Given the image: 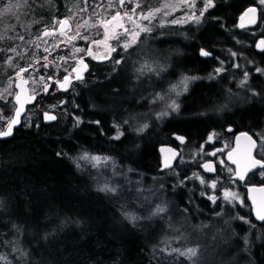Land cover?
<instances>
[{
  "label": "trees",
  "instance_id": "1",
  "mask_svg": "<svg viewBox=\"0 0 264 264\" xmlns=\"http://www.w3.org/2000/svg\"><path fill=\"white\" fill-rule=\"evenodd\" d=\"M15 2L29 18L13 22L11 29L3 24L10 26L8 16L15 13L2 14L0 89L31 64L45 80L61 79L68 66L37 49L42 47L38 31L69 16L76 0H0V10ZM214 2L198 25L155 24L130 49L119 47L107 60L88 59L85 78L63 90L51 85L28 107L12 137L0 140V264H208L189 229L177 226L192 213L195 224H206L213 218L203 213L214 217L229 204L219 199L212 206L204 191L200 195L197 188L178 185L201 168L175 164L162 171L158 149L162 144L178 147L182 137L197 149L213 131L231 146L237 132L257 136L264 130V71H257L264 69V51L256 50L264 37L259 24L264 16L254 28L237 25L239 15L259 0ZM202 49L213 56L203 58ZM185 77L196 79L182 83ZM241 86L251 92L246 89L248 97L231 104L225 94ZM167 88L174 93L168 96ZM157 100H176L179 107L167 112L169 105L161 102L149 112ZM144 105L147 110L139 108ZM44 110L54 112L57 120L45 122ZM83 153L112 158L115 192L100 190L111 170L81 163ZM176 169L180 179H169L166 174ZM262 173L252 174L250 183L264 184ZM126 176L130 185L136 180L144 187L153 177L166 176V186L187 191L180 215L169 213V202L163 203L164 212L151 214L152 198L126 195L135 192L124 183ZM173 191H168L170 199ZM232 210L235 233L224 263L264 264V222L255 220L247 199L241 209ZM191 246L198 252L190 260L180 253Z\"/></svg>",
  "mask_w": 264,
  "mask_h": 264
},
{
  "label": "rangeland",
  "instance_id": "2",
  "mask_svg": "<svg viewBox=\"0 0 264 264\" xmlns=\"http://www.w3.org/2000/svg\"><path fill=\"white\" fill-rule=\"evenodd\" d=\"M77 1L78 0H76L74 5H71V7L68 8V12L70 13L69 16L55 21L52 26L43 27L38 31L37 37L38 40H40L39 42H41L40 45H42V47L38 46L37 49L43 48L45 52H49L50 57L59 60V64L63 65L65 63L66 66H68L67 73L58 80L55 77L45 80L43 73H40L41 71L37 69L35 64H31L28 66L29 68L22 66L20 70L15 73L14 81L10 84H5V87L0 89V131L5 129L7 122L14 115L17 105H15L13 98L19 90L17 83L21 78L25 77L28 79L29 83L27 84L29 94L31 96H36L38 99L40 98L39 96H41V93L48 91L54 83L57 89L60 84L63 86L66 76L73 78L71 83L75 81L76 79H74L73 70L82 67L84 62L88 63V59L107 60L116 53V50L119 47L123 48L124 51L130 49L137 43L139 36L149 32L155 24H172L180 26L198 25L203 19L204 12L210 8L208 7L205 10L207 0H124L122 4L120 0H79V4ZM8 12L15 13V15L8 16ZM26 13L27 12L24 11L23 6L20 3H10L4 8V11L0 10V20H2L1 18L3 15L8 16L11 20V25L6 26V24H3V27L12 29L14 27L13 22L16 23L18 20L24 21L29 18L26 16ZM149 13H151L150 17ZM23 14L25 15L22 16ZM113 17H116V19H113ZM63 20L69 22V28L64 33L56 34L53 37L48 36L43 39L40 38L41 33L46 29H54L55 31H58V27ZM259 24H261L260 28L262 29V32H264V23ZM144 29H147V31ZM133 36H135L134 42ZM260 40L264 41V38H261ZM30 45L35 44L31 43ZM36 46L37 45H35V47ZM21 69L26 70L21 71ZM85 77L86 72L84 73V78ZM242 82L244 83V80H240L239 78L237 84L239 83V85H241L243 84ZM249 88V86H241L238 90L228 92L225 94L226 100H230L231 104L236 100H245L249 95L246 89L251 92ZM173 93L167 88L166 94L168 96ZM260 93H262V97L264 98V83L262 86V92ZM11 101L13 103L12 105H10ZM173 101H154L152 107L149 108L148 111L153 112L161 102L170 106ZM169 106L166 107L168 108L167 112L170 110L172 111V108ZM231 106L232 105L229 104L226 108H230ZM139 108L146 109L145 105ZM8 112H10V114H8ZM45 112L52 113L50 110H44L42 115ZM260 133L261 134L255 136L258 142L256 156L259 158L262 153L258 151L260 146V140L258 137L264 136V130ZM174 136L178 138V135ZM214 136L216 135L212 132L208 139ZM215 140L220 139L215 137ZM180 142L181 143L178 144V147L181 150V156L175 163L177 166L183 167V165L192 163L197 164L198 167H200L203 162L208 160V154L211 149V147H208L207 149L206 144L208 140L201 144L197 149L187 146L185 140ZM220 145L224 146L225 150L231 148L230 145L227 146L222 142H220ZM93 157H100V160H94L92 159ZM216 160L221 162L219 170L216 169L213 173H207L202 168L201 170L196 169L193 173L184 176L178 185H181V187H186L188 185V188L191 190L197 188L200 191V195H203L201 192L204 191L206 195H208L212 206L220 199L227 202L229 208H227L225 212H221L214 217L213 215L209 216L208 214L203 213L204 218H213L212 221L206 224L203 221H199L195 224L192 216L194 213H192V215H185L186 218L183 220L181 219V226L177 227H187V229H189V234L200 243L199 250L201 257L208 264H228L224 263L227 259V256H224L228 254V249L232 246V240L234 239L235 233V225L233 222L234 220H232L231 212L232 214L235 213H233L232 207L242 208L246 200V192H244V189L242 190L241 186L231 178L234 174V168L231 167L229 169L227 167L228 163L223 159L221 154L216 157ZM79 161L83 164H90L98 168L103 166L108 167V170L111 171H108L107 177L103 178V181L107 180V182L103 183V186L107 184L110 187L115 188L113 187L114 185L112 182V177L115 176L111 172L115 171L116 165L112 164L111 157L97 153H83L82 156L79 157ZM179 170L180 169L173 170L166 175H169L167 176L169 179H180ZM126 174H128V171H126ZM223 175L229 176L230 179L226 181L227 179L225 180V178H222ZM165 177H153L152 180H150L149 185L144 187L142 182L136 180L132 181V184L130 185L131 181L129 180V177L126 176L124 183L128 186L130 185L132 189H135V192L132 194L126 192V195L138 200L144 199L145 197L150 201V198H152L153 202L156 204L154 203V208L152 209L151 214L155 211L157 204L162 207L164 206L163 203L169 202L171 203L169 205V213L172 214L174 211V214L179 216L181 208L180 204L184 201L187 191L183 193L179 190L176 191L175 188L173 189L172 187L170 188V186H166V181H164ZM213 184H215V187H212ZM169 190L176 191H173L174 195L171 196V199L173 198L172 201L168 196ZM151 214H149V216ZM173 218L175 219V217ZM171 227L173 228V231H177L173 225Z\"/></svg>",
  "mask_w": 264,
  "mask_h": 264
},
{
  "label": "water",
  "instance_id": "3",
  "mask_svg": "<svg viewBox=\"0 0 264 264\" xmlns=\"http://www.w3.org/2000/svg\"><path fill=\"white\" fill-rule=\"evenodd\" d=\"M249 9H255L254 12H250ZM257 8L255 6H251L248 9L245 10V12L239 17L237 21V25L239 28H245L246 27H253L257 23ZM243 17V19H242ZM65 23H61L58 27V31H55L54 29H46L44 30L40 38L43 39L45 37H53L56 34H61L64 33L68 28H69V22L67 20H63ZM45 33H48L47 35ZM205 52H208L205 49H202ZM202 50H201V55H202ZM209 53V52H208ZM212 54L209 53V55L206 56H211ZM205 56V55H202ZM88 63H84L82 67L73 70L75 74V78L77 80H81L83 78L84 73L88 70ZM72 78L69 76L67 77V80L64 81V87H67L69 83L71 82ZM29 81L27 78L23 77L21 78L17 85H18V92L15 94L13 101L15 105H17L14 115L17 109L20 111L19 117L17 119L19 120V123L15 124L12 127L11 134L8 136H0V140H5L9 139L12 137L14 134L15 130L20 127L23 117L27 113L28 106L32 105L35 103V97L30 96L29 90H28V84ZM12 116V118L14 117ZM43 119L45 122H54L57 120V116L54 113H49L45 112L43 113ZM52 116L55 117V119H47V117ZM7 130V125L3 131ZM246 134V135H245ZM234 140H233V145L230 149H228L225 154V161L230 164L232 167H234V174L231 176L233 180L236 182L245 185L246 189V196H247V201L251 205L252 213L254 217L259 222H264V220L259 219V215H264V185L260 184H246L248 177L252 175L253 173L263 169L259 166L257 167H252V162L254 160H260L256 156L257 148H258V143L257 140L254 138L253 135H250L249 132L247 131H240L234 135ZM183 138V137H182ZM251 138V139H249ZM182 141L184 140L181 139ZM252 141L256 142V145L253 146ZM159 153L161 155V166L160 170L165 171V170H170L173 168L175 163L177 162L178 159H180L181 156V150L173 146L171 144H162L159 147ZM224 150L223 147H216L214 148L211 153L210 157L213 158L215 155L222 153ZM205 165L207 167H205ZM215 164L213 160H207L203 162L200 166L205 172L207 173H213L215 171ZM239 174V175H238ZM240 175H243V179H240Z\"/></svg>",
  "mask_w": 264,
  "mask_h": 264
},
{
  "label": "snow or ice",
  "instance_id": "4",
  "mask_svg": "<svg viewBox=\"0 0 264 264\" xmlns=\"http://www.w3.org/2000/svg\"><path fill=\"white\" fill-rule=\"evenodd\" d=\"M120 2L122 4L124 2V0H120ZM259 3L261 5H264V0H259ZM211 6H212V0H207V3L205 4V10L208 7H211ZM249 11L250 12H254L255 9H249ZM150 15H151V13H149V17H150ZM149 17H145V18H149ZM113 19H116V17H113ZM242 19H243V17H242ZM61 23L63 24L65 22L64 21H61ZM144 30L147 31V29H144ZM45 34L47 35L48 33H45ZM134 41H135V36H133V42ZM262 45H264V41H261L260 44L257 45V47H261ZM202 55H205L206 56V55H209V53L202 50ZM233 55H235V54H233ZM25 70L26 69H21V71H25ZM257 71H264V69H257ZM245 76L247 78V74H245ZM188 79H196V77H191V78L185 77L184 78V81H182V83L183 82H186ZM65 80H67V76L65 77ZM169 107H171L173 109H178L179 106L175 104V101H173V103ZM165 114L166 113H161L160 115H165ZM19 115H20V111H19V109H17L16 112H15L14 117L11 118L7 122V130L6 131H0V136H8V135L11 134L12 127L15 124L19 123V120L17 119V117H19ZM47 119H55V117L49 116V117H47ZM144 127H147V125H144ZM140 130L142 131L143 129H140ZM116 138L119 139V136H117ZM178 139H183V138H178ZM249 139H251V138H249ZM258 139L260 140V146H259L258 151H260L262 153V155H261V159L260 160H254L252 162V167L259 166L261 168H264V136H259ZM252 144H253V146H255L256 145V142L255 141H252ZM92 159L99 161L100 160V157H93ZM205 167H207V166L205 165ZM262 175H264V173H262ZM243 178H244L243 175H240V179H243ZM212 187H215V184H213ZM100 190L101 191H110V192H115L116 191L115 188H112V187H110L107 184H105ZM165 210L166 209L164 207L157 206L156 209H155V211L152 214L153 215H157L159 213L164 212ZM258 216H259V219L260 220H264V215H259L258 214ZM129 219H131L132 221H135L137 219V217H135V216H129ZM13 250L15 251L16 249H13ZM174 251L179 252V249H175ZM197 252H198V248H196V247H190V248L185 249L180 254L181 255H184V256H187L191 260V259H193V258H195L197 256ZM0 259H4V257H0Z\"/></svg>",
  "mask_w": 264,
  "mask_h": 264
},
{
  "label": "flooded vegetation",
  "instance_id": "5",
  "mask_svg": "<svg viewBox=\"0 0 264 264\" xmlns=\"http://www.w3.org/2000/svg\"><path fill=\"white\" fill-rule=\"evenodd\" d=\"M215 0H212V2H213V5H214V2ZM213 5L209 8V9H211L212 7H213ZM251 6H255L257 9V17H258V19H257V24L259 23V21H262V19H263V16H264V11H263V9L261 8V5L259 4V3H253V4H251L249 7H251ZM249 7H247L246 9H248ZM208 9V10H209ZM245 9V10H246ZM207 10V11H208ZM206 11V12H207ZM245 11H243L240 15H239V17L244 13ZM205 13V12H204ZM206 14V13H205ZM205 14H204V16H205ZM203 16V17H204ZM239 17H238V19H239ZM238 21V20H237ZM255 26H253V27H246V28H254ZM264 38V37H263ZM260 42H261V40L259 39V40H257V42H256V50L257 51H264V45H262L261 47H257V45L258 44H260ZM210 54H212L211 56H202L203 58H211L212 56H213V53L212 52H210V51H208ZM200 54H201V51H200ZM74 77H75V75H74ZM259 79L260 80H262V77L260 76L259 77ZM71 83V82H70ZM70 83H69V85H70ZM69 85L67 86V87H69ZM64 85L62 86L61 84L59 85V89H61V90H63L64 88H67V87H64ZM49 91V90H48ZM48 91H46V92H48ZM31 96V95H30ZM36 99H37V97L36 96H34ZM40 97V96H39ZM35 99V100H36ZM228 129V131L229 132H231L233 129H232V127H228L227 128ZM214 132V131H213ZM212 133V132H211ZM238 133V132H237ZM214 134L216 135V136H214V137H211V138H209L208 139V142H207V144H206V146H207V149H208V147H211V149H210V151H209V154H208V160L211 158L210 157V153H211V151L214 149V148H216V146L217 147H219V145H220V142H222V141H220V140H215V137H219V135H217L215 132H214ZM234 135H236V134H234ZM234 135H232V142H231V145H233V140H234ZM254 138L256 139V137L254 136ZM257 140V139H256ZM258 143V142H257ZM220 147H223L224 148V146H221L220 145ZM232 147V146H231ZM227 150H225V148H224V150H223V152L222 153H219V155L221 154L222 155V157H223V159L225 160V157H224V154H225V152H226ZM219 155H215L214 156V158H211V159H213V161H214V164H215V170L216 169H218L219 170V167L221 166V162L220 161H218V160H216V157L217 156H219ZM259 158V157H258ZM261 159V158H260ZM230 165V164H229ZM232 167V166H231ZM234 168V167H233ZM264 169V168H263ZM262 170V169H261ZM258 172V171H257ZM256 173V172H255ZM254 174V173H253ZM251 176V175H250ZM249 176V177H250ZM249 177H248V180H247V182H246V184H255V183H250V181H249ZM238 183V182H237ZM240 186H241V188H242V190L244 189V192H246V189H245V185H243V184H240V183H238ZM261 184H263V183H261ZM257 185H260V183H257ZM264 185V184H263ZM246 199H247V196H246ZM249 203V202H248ZM250 205V204H249ZM250 207H251V205H250ZM251 212H252V209H251ZM253 214V213H252ZM254 216V215H253ZM255 218V220H257L256 219V217H254ZM258 221V220H257ZM259 222V221H258Z\"/></svg>",
  "mask_w": 264,
  "mask_h": 264
}]
</instances>
